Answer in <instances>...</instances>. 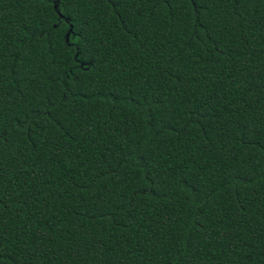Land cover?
I'll return each mask as SVG.
<instances>
[{"label": "trees", "instance_id": "trees-1", "mask_svg": "<svg viewBox=\"0 0 264 264\" xmlns=\"http://www.w3.org/2000/svg\"><path fill=\"white\" fill-rule=\"evenodd\" d=\"M0 264H264V0H0Z\"/></svg>", "mask_w": 264, "mask_h": 264}, {"label": "snow or ice", "instance_id": "snow-or-ice-1", "mask_svg": "<svg viewBox=\"0 0 264 264\" xmlns=\"http://www.w3.org/2000/svg\"><path fill=\"white\" fill-rule=\"evenodd\" d=\"M57 2H58V0H57ZM192 2L194 3V2H195V0H192Z\"/></svg>", "mask_w": 264, "mask_h": 264}]
</instances>
